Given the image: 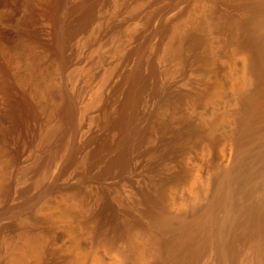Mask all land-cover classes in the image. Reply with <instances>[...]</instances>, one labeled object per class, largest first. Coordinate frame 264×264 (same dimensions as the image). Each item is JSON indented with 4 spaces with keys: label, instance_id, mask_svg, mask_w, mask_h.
Returning <instances> with one entry per match:
<instances>
[{
    "label": "bare ground",
    "instance_id": "bare-ground-1",
    "mask_svg": "<svg viewBox=\"0 0 264 264\" xmlns=\"http://www.w3.org/2000/svg\"><path fill=\"white\" fill-rule=\"evenodd\" d=\"M192 1L199 3L201 0ZM233 1L238 11L234 18L236 30L239 29L242 35L234 41L237 49L252 52L255 58L254 78L252 75L249 79L247 75L243 79L236 77L228 88L222 80L212 81L209 77L215 72L214 56L212 51L207 52L206 61L199 71L211 82L186 90L168 89L167 94L163 91L165 99L175 104L178 127L162 122L158 125L159 144L146 147L141 146L138 135L139 125L143 123L141 118L144 117L140 116L139 100L131 95L128 105L130 116L125 123L122 122L119 139L121 160L118 158L119 166L116 163L115 166L123 169L119 170L120 173L130 169L139 174L147 168L155 170L163 163L173 165L163 185L161 197L164 200L152 198L148 201L149 221L143 222L132 215L131 225L124 227L120 222L122 210L104 192L106 190L76 199L77 217L82 220L89 217L94 221L86 230L91 247L102 245L107 255L112 256L113 264H264V0ZM4 4L13 10L7 13L6 21L14 23L15 27L9 29L0 24V41L10 47L23 44L37 51H34L36 54L25 71L19 69L14 56L5 59L0 53V201L7 203L8 199L11 200L8 191L12 186L13 172L24 152L23 145L27 137L30 138L28 134L34 122L44 112L58 105L56 109L69 112L72 131H81L73 120L77 112L76 103L71 99L73 96L70 97L62 88V76L70 61L63 52L64 28L70 25L75 13L81 11V6L71 5L69 0H0V5ZM17 13L21 14L18 15L19 20H16ZM87 14L90 16V12ZM191 23L207 34V17L196 5ZM42 68L51 71L46 69L50 73L46 74V78L42 76L41 99H35L24 87L36 83L38 70ZM56 79L61 82L56 84ZM54 101L58 104L54 105ZM200 106L204 107L207 115H194L193 110ZM148 153L154 154V157L148 160ZM190 156L195 157L196 163L187 161ZM119 175L120 178L124 176ZM77 190L81 188L72 183L46 186L35 196V202L37 204L46 194L71 195L67 192ZM72 195L78 196L76 193ZM74 197L71 198L75 200ZM26 210L20 213L25 216L19 226L21 231L17 229L20 231L17 232L20 247L10 252L8 263L63 264L61 254L44 241L42 235L37 238L64 222L65 215L62 212H42L41 207L38 211ZM36 231L39 233L35 241L30 233ZM64 255L67 264H101L93 249L85 254L72 246Z\"/></svg>",
    "mask_w": 264,
    "mask_h": 264
},
{
    "label": "rangeland",
    "instance_id": "rangeland-1",
    "mask_svg": "<svg viewBox=\"0 0 264 264\" xmlns=\"http://www.w3.org/2000/svg\"><path fill=\"white\" fill-rule=\"evenodd\" d=\"M69 2L71 5L81 6V11L75 13L76 17L74 16L70 25L64 28L66 42L64 41L63 52L65 51L67 56L65 57L72 62L68 61L69 64L63 73L62 88L71 95L70 97L73 96L71 99L76 103L77 109L73 120L80 126L77 129L82 132L72 131L69 112L56 109L58 105L55 104L58 103L55 101V106L53 105L55 109L51 110L50 107V110L44 112L46 116L42 114L37 122H34L29 134L32 135L33 132L35 136L28 134L32 139L29 140L27 137V142L23 145V159L21 158L17 169L15 168L16 171L13 172V179L11 178L12 186L8 191L11 200L8 199V204L6 201H0V264H9L7 259L10 252L20 247L17 237L21 231L19 226L25 219L20 213L30 208L38 211L39 207L43 209L42 212H62L65 215L64 222L57 224L49 231L50 233L39 235L37 231L30 233L33 234L32 238L34 237L35 241L42 235L44 241L61 254L63 264H67L64 253L71 250L72 246L85 254L93 249L101 264H113L112 256L107 255L102 245L101 247L98 245L99 248L91 247L89 234L86 232L94 221L86 216L87 219L83 220L77 217V211L75 212L77 197L83 199L89 193L97 194L101 189L106 190L107 192H104L108 193L110 199L122 210L121 224L129 227L133 216L143 222L149 221L148 201L152 198L164 200L161 196L166 177L173 170L172 164L163 163L158 166L159 169L147 168L139 174L130 169L120 173L123 169L117 167L118 160H121L119 139L123 123L130 116L128 105L131 98L139 100L138 106L140 105V112L143 114L140 116L144 118L140 117L143 123L139 125L138 135L141 136H139L141 146L146 147L159 144L158 125L162 122H167L173 128L178 127L175 104L165 99L163 91L167 94L168 89L186 90L200 87L217 79L222 80L228 88L236 77L243 79V76L247 75L249 79L252 75L254 78L252 70L255 58L252 52L247 49L242 51L236 46V38L238 36L240 38L241 31L238 27L236 30L234 18L237 17L238 11L233 0H201L199 3L192 0H79V2L69 0ZM4 5H0V19L1 15L6 19H1L0 24L14 29V23L6 21L9 15L7 13L13 10L9 5ZM194 5L207 17V34L200 32L191 23ZM87 12H90V16ZM19 14L17 13L16 20L20 18ZM83 25L88 26L83 28ZM25 46L22 44L13 48L0 41V53L6 57L5 59L14 56L19 69L25 71L30 67L28 65H31L30 62L37 52ZM211 51L214 56L215 72L209 77L210 80L200 73L199 68L206 61L207 52ZM46 69L50 70L49 68L38 70V79L32 86L21 85L29 96L35 99H41L39 90L44 81L42 76L46 78V74L51 71ZM58 81L61 82L58 79L56 84ZM193 113L197 117L207 115L203 106L195 108ZM151 156L153 158L154 154L148 153L146 158L152 159ZM187 161L196 163L193 156L188 157ZM115 163L118 165L115 166ZM119 174L124 176L120 178ZM58 181L61 184L72 183L81 190H77L78 193L67 192L71 195L66 193L43 195L41 201H37V205L35 196L40 190L46 186L60 184ZM73 196L75 200L72 199ZM26 204L30 205L26 207ZM16 207L18 211L19 207H22L20 213L14 211ZM17 223L20 224L18 227ZM11 225H15L16 228H12Z\"/></svg>",
    "mask_w": 264,
    "mask_h": 264
}]
</instances>
